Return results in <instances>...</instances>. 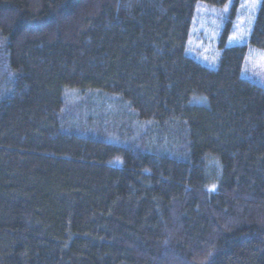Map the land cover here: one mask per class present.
<instances>
[{"label":"trees","instance_id":"1","mask_svg":"<svg viewBox=\"0 0 264 264\" xmlns=\"http://www.w3.org/2000/svg\"><path fill=\"white\" fill-rule=\"evenodd\" d=\"M227 1L0 0V264H264V87L228 30L216 70L186 51ZM100 92L136 137H97Z\"/></svg>","mask_w":264,"mask_h":264},{"label":"rangeland","instance_id":"2","mask_svg":"<svg viewBox=\"0 0 264 264\" xmlns=\"http://www.w3.org/2000/svg\"><path fill=\"white\" fill-rule=\"evenodd\" d=\"M261 4L262 0H228L222 6L206 2H198L196 4L187 40V55L196 59L205 67L216 70L222 59V36L224 32L228 30L225 46L247 47L242 77L264 87V50L259 49L250 43L251 33L253 31ZM70 92L71 96L74 97V91ZM97 93L99 92H96L95 94ZM100 93L103 99L106 97V101L104 103L111 106L113 105V110L118 114V117L113 119H116L114 120L115 125L120 126L117 127L115 125L102 122V126L97 134V137L113 144H122L127 138H124L122 141L112 139L114 137L111 135L113 129H121L126 135L136 137L138 134L135 133L134 127L129 123H124L126 119L129 120L131 118L133 122L137 123L138 120L133 118L134 111L130 113V116H126V119L122 118L123 105L120 98L115 95H109L106 93L102 94V92ZM68 95L70 94L68 93ZM99 95L100 94L96 97H100ZM199 97L200 99L205 98L201 96ZM73 100L69 102L72 108L77 104L82 105V101L85 102L84 97L80 95L76 96ZM204 100L206 101V99ZM106 109L105 111L107 114L108 110ZM122 125L125 127H122ZM77 128L78 133L84 136L87 134L92 136V133L86 131L83 127L81 128V126H79ZM137 129H140V126H138ZM116 134H119L118 131Z\"/></svg>","mask_w":264,"mask_h":264}]
</instances>
